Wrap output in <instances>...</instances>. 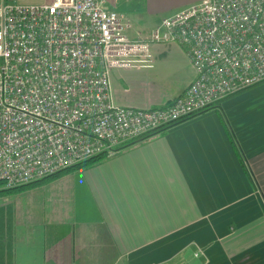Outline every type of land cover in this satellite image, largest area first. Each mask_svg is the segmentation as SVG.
<instances>
[{"label":"crops","instance_id":"obj_1","mask_svg":"<svg viewBox=\"0 0 264 264\" xmlns=\"http://www.w3.org/2000/svg\"><path fill=\"white\" fill-rule=\"evenodd\" d=\"M144 1L156 18L202 0ZM106 8L137 31L160 21L143 30L130 7ZM154 51L147 69L172 60L171 88L155 91L145 67L116 68L117 104L162 107L195 80L181 47ZM131 77L145 93L130 91ZM0 264H264V82L90 167L0 196Z\"/></svg>","mask_w":264,"mask_h":264},{"label":"built area","instance_id":"obj_2","mask_svg":"<svg viewBox=\"0 0 264 264\" xmlns=\"http://www.w3.org/2000/svg\"><path fill=\"white\" fill-rule=\"evenodd\" d=\"M104 0L0 2V182L24 185L184 122L264 82V0H202L148 31ZM178 43L196 78L157 108L116 103V68Z\"/></svg>","mask_w":264,"mask_h":264},{"label":"rangeland","instance_id":"obj_3","mask_svg":"<svg viewBox=\"0 0 264 264\" xmlns=\"http://www.w3.org/2000/svg\"><path fill=\"white\" fill-rule=\"evenodd\" d=\"M6 1V2H12L15 4L20 5H34V4H43L50 0H0V2ZM105 6L110 7L113 9H116L118 11H121L123 6L130 7V13L132 14V21L141 29L146 30L150 29L155 23H157L159 20L163 18V15L161 14L156 18L149 17L145 15L144 8H145V1L144 0H105ZM128 11V10H126ZM167 42H157L153 43L151 45V54H152V60L153 65L156 66L158 62H156V56H155V47L158 46L160 48L164 47ZM172 44H176L177 46L181 47L184 51L185 49L178 43L171 42ZM162 46V47H161ZM144 68V67H141ZM148 67H145L143 70L147 72H151L150 76H147L146 74L142 76V78H148L151 79L155 86L154 90L159 92L161 91H167L171 88V86L164 84L165 81H168L169 78L172 80H175V78L171 77L172 75H175L176 70L174 67V63L172 60L169 61H163V64L159 68L153 69H147ZM152 70V71H151ZM113 72V71H112ZM115 72V70H114ZM147 76V77H146ZM139 77H131L128 79V82L133 83L129 88L131 92H137V93H145L146 90L144 88H140V85H143L140 83L141 79ZM142 82V81H141ZM149 87V86H147ZM160 88V89H159Z\"/></svg>","mask_w":264,"mask_h":264},{"label":"trees","instance_id":"obj_4","mask_svg":"<svg viewBox=\"0 0 264 264\" xmlns=\"http://www.w3.org/2000/svg\"><path fill=\"white\" fill-rule=\"evenodd\" d=\"M101 159H103V157L93 158V159H90V160L85 161L83 163H80L79 165H76V166L61 170V171H59V172H57V173H55L53 175L46 176V177H44L42 179L27 183V184H24V185H20V186L6 187L4 185V182H0V196L22 192V191L28 190L30 188H33L35 186L42 185V184L47 183L49 181H52V180H54V179H56L58 177H61L63 175H66V174H69L71 172H74V171H76L78 169L90 167L91 165L97 163Z\"/></svg>","mask_w":264,"mask_h":264}]
</instances>
